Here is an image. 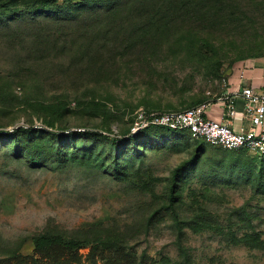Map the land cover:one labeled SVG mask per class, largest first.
I'll use <instances>...</instances> for the list:
<instances>
[{"label": "rangeland", "instance_id": "1", "mask_svg": "<svg viewBox=\"0 0 264 264\" xmlns=\"http://www.w3.org/2000/svg\"><path fill=\"white\" fill-rule=\"evenodd\" d=\"M263 56L264 0H0V131L42 155L0 138V264H179L182 163L193 263L264 264V154L128 138L138 109L213 100Z\"/></svg>", "mask_w": 264, "mask_h": 264}, {"label": "built area", "instance_id": "2", "mask_svg": "<svg viewBox=\"0 0 264 264\" xmlns=\"http://www.w3.org/2000/svg\"><path fill=\"white\" fill-rule=\"evenodd\" d=\"M243 101V115L250 120L248 128L236 129L230 119L237 115L235 97L227 93L195 106L173 111H145L138 109L130 127V134L150 126H163L170 130L187 133L191 139L227 150H247L254 154L264 153V95L252 86H243L238 92ZM214 103H220L223 112L219 118L209 116Z\"/></svg>", "mask_w": 264, "mask_h": 264}, {"label": "trees", "instance_id": "3", "mask_svg": "<svg viewBox=\"0 0 264 264\" xmlns=\"http://www.w3.org/2000/svg\"><path fill=\"white\" fill-rule=\"evenodd\" d=\"M94 1L96 0H84L85 3H93ZM104 2V3H107V2H112L113 0H97V2ZM215 99L213 100H209V101H215ZM207 102V101H206ZM200 104V103H199ZM195 105H198V104H195ZM194 105V106H195ZM30 130L31 128H24V127H18V128H15L14 130L12 131H0V138H5L6 140H12V142L15 144V143H19L20 142V139L22 138V136H25V138L23 139V146H24V149L27 151V155H28V161L31 163V164H38L41 161V153H39L36 149V146L37 145H32L31 143L33 142L32 141V137L30 135ZM166 130H170V129H167L166 127H163V126H150V127H147L141 131H138L136 133H133V134H130L128 133V138H129V141L133 142L135 145L139 144L140 142H142L143 139H145L146 137H148L149 134L151 133H164L163 131H166ZM176 131H179V130H176ZM22 132V133H20ZM180 132H183V131H180ZM185 133V132H184ZM55 134V133H54ZM55 135H60V134H55ZM58 137V136H57ZM197 142H200V144L196 147L195 149V152L193 153L192 155V159L196 158L200 153H203L204 152V145L205 142L203 140H198V139H195ZM16 147V146H15ZM219 149H222V150H227V149H223L221 147H218V146H215ZM59 150V148H58ZM227 151H230V152H238V153H244V154H247V155H263V154H254V153H251L247 150H244V149H241V150H227ZM61 152H58V155H60ZM184 165V163H182L180 166H177L175 168V170L173 171L172 173V176H171V184H170V189H169V195H168V208H170L172 210V213H173V216H174V221H175V224H176V227H177V249H178V252H179V256H180V263L179 264H194L193 261H192V257H191V254L189 253L187 247L183 244V228L181 227L180 225V220L178 219L177 217V213H176V210H175V198H176V195H175V187L177 185V177H178V171L179 169ZM54 233H51V232H44L42 234H40L39 236H45L46 238H49L51 239V237H54L55 235H53ZM37 237V236H36ZM44 237V238H45ZM38 239L35 238L34 241L36 243H38L37 241ZM69 241H67L68 243ZM47 249V247H46Z\"/></svg>", "mask_w": 264, "mask_h": 264}, {"label": "crops", "instance_id": "4", "mask_svg": "<svg viewBox=\"0 0 264 264\" xmlns=\"http://www.w3.org/2000/svg\"><path fill=\"white\" fill-rule=\"evenodd\" d=\"M246 85L252 86L264 95V56L238 63L227 77L225 93L235 97L238 111L237 115L233 119H230V124L236 129H239L241 126L248 128L250 125L249 118L243 115V101L238 93ZM222 112V105L220 103H214L209 111V116L219 118Z\"/></svg>", "mask_w": 264, "mask_h": 264}]
</instances>
